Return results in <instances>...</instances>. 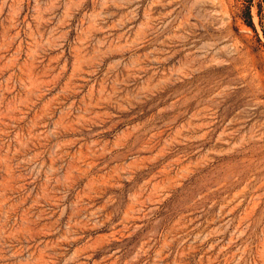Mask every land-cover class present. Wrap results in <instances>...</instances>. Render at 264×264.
<instances>
[{
	"label": "rangeland",
	"instance_id": "obj_1",
	"mask_svg": "<svg viewBox=\"0 0 264 264\" xmlns=\"http://www.w3.org/2000/svg\"><path fill=\"white\" fill-rule=\"evenodd\" d=\"M0 264H264V0H0Z\"/></svg>",
	"mask_w": 264,
	"mask_h": 264
},
{
	"label": "trees",
	"instance_id": "obj_2",
	"mask_svg": "<svg viewBox=\"0 0 264 264\" xmlns=\"http://www.w3.org/2000/svg\"><path fill=\"white\" fill-rule=\"evenodd\" d=\"M247 10H248V17H247L246 22H247L248 24H251V25H252L251 15H250V12H249V8H248Z\"/></svg>",
	"mask_w": 264,
	"mask_h": 264
}]
</instances>
